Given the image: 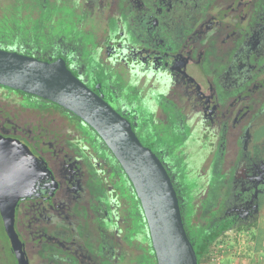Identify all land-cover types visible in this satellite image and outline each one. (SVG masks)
Returning <instances> with one entry per match:
<instances>
[{"label": "flooded vegetation", "instance_id": "obj_1", "mask_svg": "<svg viewBox=\"0 0 264 264\" xmlns=\"http://www.w3.org/2000/svg\"><path fill=\"white\" fill-rule=\"evenodd\" d=\"M109 3L115 8L114 22L120 34L126 36L121 50L141 64L176 62L182 73L177 69L173 75L186 78L194 92L187 103L210 141L208 150L212 147L214 152L210 180L206 182L209 201L198 216L202 231L216 236L227 230H243L252 237L264 224V0ZM110 47L103 49L106 58L112 52ZM8 48L0 44V49ZM40 51L45 60L56 57ZM178 53L180 62L174 59ZM62 54L65 61H70L71 71L132 124L139 140L164 165L159 146L144 129L145 117L117 109L119 103L112 96L110 81L104 77L99 61L83 59L89 65L84 71L80 59L76 63L67 49L60 58ZM39 100L42 104L37 109L25 103L16 112L10 104H0V264H21L22 259L27 264L28 244L37 250L41 263L119 264L126 241L120 219L117 214L112 217V208L114 213L116 208L114 197L109 202L112 192L100 182L107 164L100 160L97 167L89 159L71 160L75 153L82 154L71 143L73 136L53 132L49 135L54 141L51 151L68 167L60 172L48 167L40 157L45 152L46 101ZM165 106L176 124L175 144L179 145L188 136L186 115L179 114L173 102ZM18 113L26 117V122L16 120ZM3 141L8 145L5 148ZM110 160L119 170L114 159ZM228 162L232 173L223 182L222 172ZM2 174L6 175L5 189ZM4 213L12 215L14 234L6 232Z\"/></svg>", "mask_w": 264, "mask_h": 264}, {"label": "rangeland", "instance_id": "obj_2", "mask_svg": "<svg viewBox=\"0 0 264 264\" xmlns=\"http://www.w3.org/2000/svg\"><path fill=\"white\" fill-rule=\"evenodd\" d=\"M45 2L0 0V44L9 47L6 50L9 52L30 55V51L38 48L45 51L49 57L57 58H60L63 50L67 49L76 63L80 59L84 71L89 65L83 59L99 61V66L104 70V77L110 81L108 85L110 84L112 96L119 103L117 109L120 112L122 110L132 113L133 116L140 114L145 117L144 129L159 146L165 160L164 165L176 190L183 225L188 233L186 234L193 244H197L203 230L198 223V216L209 201L210 189L207 183L210 180V164L214 152L212 147L208 150L210 141L206 139L204 131L196 121L198 116L193 115L192 108L187 103V98L194 92L186 78L173 75V71L177 69L182 73L180 66L173 61H165L159 65L141 64L127 55V51L121 50L123 47L120 46L126 36L120 34V28L114 22L115 8L109 7V4L111 6L109 0H45ZM224 14H220L217 20L220 21ZM108 45L111 46L112 52L106 58L103 49ZM129 46L131 45L128 44L127 47ZM73 52L76 53L75 56ZM178 54L174 59L178 58L176 61L180 62L181 55ZM63 57L66 55L62 54V59ZM74 60L72 59V62H75ZM157 61L160 63L162 60ZM82 79L84 80L83 77ZM195 83L200 86L199 82ZM167 102L175 103L177 112L186 115L185 127L188 136L179 145L175 144L178 132L175 129V122L170 120L171 112L165 106ZM25 103L36 107L35 109L42 104L39 99L23 97L0 89V104H10L15 111ZM44 111L45 152H42L40 157L56 172L68 167L65 160L57 161L51 151L54 141L49 135L60 132L68 138L73 136L70 139L71 143L82 152L75 153L71 160L84 162L85 159H89L97 167L98 161L105 162L108 170L100 182L110 193L112 192V195H109V202L114 197L116 206L115 213L114 207L112 208V217L117 214V220L120 219V227L126 241V252L119 264H155L138 201L121 170H117L109 163L111 160L99 149L100 144L94 133L81 120L48 102L44 105ZM59 119L61 122L56 123ZM16 120L26 122V117L18 113ZM231 170L228 162L222 172L223 182L231 175ZM206 174L209 177L205 176ZM211 182L212 177L210 184ZM262 227L264 228V224ZM220 244L224 246L220 264H264V252L263 254L254 252V241L251 234H247L246 231L227 230L215 237L210 248L214 251ZM25 250L27 264H46L38 260L34 247L28 244ZM202 264H216V261L208 260Z\"/></svg>", "mask_w": 264, "mask_h": 264}, {"label": "water", "instance_id": "obj_3", "mask_svg": "<svg viewBox=\"0 0 264 264\" xmlns=\"http://www.w3.org/2000/svg\"><path fill=\"white\" fill-rule=\"evenodd\" d=\"M0 87L56 105L87 125L120 166L140 203L156 264H198L164 165L139 140L132 124L87 87L64 59L43 61L0 49ZM5 179L2 174L4 189ZM3 217L6 232L14 234L12 215Z\"/></svg>", "mask_w": 264, "mask_h": 264}, {"label": "trees", "instance_id": "obj_4", "mask_svg": "<svg viewBox=\"0 0 264 264\" xmlns=\"http://www.w3.org/2000/svg\"><path fill=\"white\" fill-rule=\"evenodd\" d=\"M30 55H26V56H31V57H34V58H37V59H40V60H43V61H55L57 59V57L51 59V60H45L44 59V54L41 53L40 50L37 49H33L32 51L29 52ZM67 62V66L68 64L70 63V61H65ZM69 68V67H68ZM71 70V69H70ZM49 103V102H48ZM58 107V106H57ZM61 109V108H60ZM75 117V116H74ZM96 135V134H95ZM97 139L98 136L96 135ZM102 144V142H100ZM106 150L107 148L105 146H103ZM108 152V150H107ZM108 154L110 155V153L108 152ZM115 161V160H114ZM116 162V161H115ZM117 163V162H116ZM117 166L119 167V169L121 170L120 166L117 164ZM122 174L124 175L123 171L121 170ZM125 176V175H124ZM126 178V176H125ZM127 180V178H126ZM128 182V180H127ZM129 183V182H128ZM130 184V183H129ZM133 191V190H132ZM140 210V213H141V217H142V220L144 221L145 223V220H144V216L142 214V211H141V207L139 208ZM145 226H146V223H145ZM147 229V227H146ZM147 231V230H146ZM187 233V232H186ZM188 234V233H187ZM147 235H148V232H147ZM263 235H264V228L262 227L261 229H258V231L256 233H254L252 235V239L254 241V252L257 254L259 253L261 247H262V242H263ZM218 235L216 236H212L211 234L207 233V232H204L202 231L201 234L199 235L200 237V240L198 241L197 244H193V248H194V251L196 253V257H197V262L198 264H202L204 261H208L210 260V256H209V253H210V250H211V245L215 239V237H217ZM189 238V237H188ZM190 240V239H189ZM149 243H150V246H149V249H150V252H151V255L154 259V263L156 264L155 262V258H154V254H153V251H152V247H151V242L150 240L148 239Z\"/></svg>", "mask_w": 264, "mask_h": 264}, {"label": "built area", "instance_id": "obj_5", "mask_svg": "<svg viewBox=\"0 0 264 264\" xmlns=\"http://www.w3.org/2000/svg\"><path fill=\"white\" fill-rule=\"evenodd\" d=\"M224 246L223 245H217L215 247V250L213 251L212 249L210 250L209 256H210V261L214 260L216 261V264H220L221 260L223 259V253H224Z\"/></svg>", "mask_w": 264, "mask_h": 264}, {"label": "crops", "instance_id": "obj_6", "mask_svg": "<svg viewBox=\"0 0 264 264\" xmlns=\"http://www.w3.org/2000/svg\"><path fill=\"white\" fill-rule=\"evenodd\" d=\"M263 252H264V235H263L262 247H261L259 253L263 254Z\"/></svg>", "mask_w": 264, "mask_h": 264}]
</instances>
